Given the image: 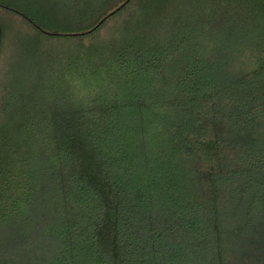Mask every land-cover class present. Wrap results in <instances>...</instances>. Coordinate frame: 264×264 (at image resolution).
<instances>
[{"label":"trees","instance_id":"trees-1","mask_svg":"<svg viewBox=\"0 0 264 264\" xmlns=\"http://www.w3.org/2000/svg\"><path fill=\"white\" fill-rule=\"evenodd\" d=\"M126 1L0 0V264H264V0Z\"/></svg>","mask_w":264,"mask_h":264},{"label":"rangeland","instance_id":"rangeland-1","mask_svg":"<svg viewBox=\"0 0 264 264\" xmlns=\"http://www.w3.org/2000/svg\"><path fill=\"white\" fill-rule=\"evenodd\" d=\"M142 15H143L142 12H140L138 10L137 13L134 15V17L131 18L129 22H141V20L144 19V18H142ZM0 18H3L5 21L12 22L17 28L24 29V27H26V26H24L25 21L23 20V18H21L18 15H13V14H11L5 10H2V9H0ZM118 20H120V17H116V18L110 20L108 22L107 26L102 29L101 33L102 34L106 33L109 30V28L111 26H113V24L115 22H117ZM125 21L126 20H124V21L122 20L121 22H125Z\"/></svg>","mask_w":264,"mask_h":264},{"label":"water","instance_id":"water-1","mask_svg":"<svg viewBox=\"0 0 264 264\" xmlns=\"http://www.w3.org/2000/svg\"><path fill=\"white\" fill-rule=\"evenodd\" d=\"M131 0H127L124 4H122L121 6H119L115 11H113L111 14L108 15V17H111L113 16L117 11H120L127 3H129ZM106 18L104 20H102V22L96 26V28L94 29H97L100 25H102L104 22H105ZM91 30L89 33L93 32L94 31ZM47 34H50V35H54V34H51V33H47ZM1 45H2V24H1V20H0V48H1Z\"/></svg>","mask_w":264,"mask_h":264}]
</instances>
